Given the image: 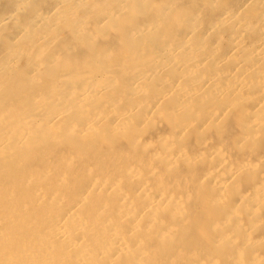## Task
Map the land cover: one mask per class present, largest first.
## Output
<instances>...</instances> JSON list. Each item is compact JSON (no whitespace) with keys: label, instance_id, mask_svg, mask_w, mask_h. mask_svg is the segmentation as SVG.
<instances>
[{"label":"bare ground","instance_id":"6f19581e","mask_svg":"<svg viewBox=\"0 0 264 264\" xmlns=\"http://www.w3.org/2000/svg\"><path fill=\"white\" fill-rule=\"evenodd\" d=\"M0 264H264V0H0Z\"/></svg>","mask_w":264,"mask_h":264}]
</instances>
